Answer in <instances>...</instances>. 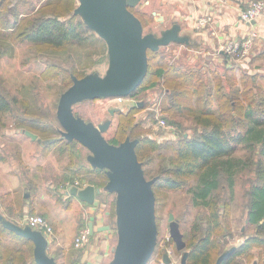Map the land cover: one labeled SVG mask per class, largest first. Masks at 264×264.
<instances>
[{
	"label": "rangeland",
	"instance_id": "rangeland-1",
	"mask_svg": "<svg viewBox=\"0 0 264 264\" xmlns=\"http://www.w3.org/2000/svg\"><path fill=\"white\" fill-rule=\"evenodd\" d=\"M161 1L141 0L138 4L136 12L145 17L147 22L144 27L145 32L153 31L160 34L175 20L182 19L173 14L172 7L166 8V15L163 14L159 10ZM34 2L36 3V0ZM77 4L78 0H68L66 3L74 9ZM153 11L157 14H153ZM67 14L65 13V16ZM159 15H162L163 19L160 20ZM10 20L12 22L13 18ZM7 32L10 31L0 27V90L9 98L17 97L19 102L11 113L0 114V212L6 218L20 224H24L23 219L28 215L45 216L54 229V241L49 245V254L56 256L58 262L69 264L73 255L76 256V252H80V249L86 246L77 247L75 239L89 221L87 215L90 214L88 213L90 205L75 195H67L66 192L73 183L74 177L84 178L85 181H99L102 175L83 169V165L89 167L87 162L89 150L80 142L67 145L55 141L62 137L60 132L55 131L56 128L58 131L61 128L56 111L62 92L72 83L69 79L70 68H76L79 73L83 69L93 68H97L101 74L106 73L108 62L101 61L99 55L104 44L102 40L95 43L90 41L85 46H75L76 51H70L69 48L61 51L65 48L54 47L53 51L58 52L53 55L46 52L52 50L50 47L27 40L19 41L15 39V33ZM201 48L205 49L204 46L197 49ZM205 51L196 52L192 45L177 42L162 46L159 55L152 60L153 64L150 65L145 85L157 78L155 71L165 65L160 61L163 55L167 69L180 66L183 70H201L204 80L213 79V75L217 73L220 78H214L213 83L222 82L227 88L231 83L235 84L234 81L229 82L225 76H222L224 62L220 59L218 49L213 48L211 53ZM249 56L247 60L252 57L251 54ZM232 58L236 64H240L243 60L233 55ZM97 60L100 62L96 65L94 62ZM252 60L250 72L264 74V56L261 54ZM237 75L239 79L242 72H238ZM165 77L158 78L160 84L156 87L140 90L137 94L124 97L121 101L106 97L78 102L74 105V112L96 124L112 119L109 129L105 132L109 140L114 135L120 140L126 136L135 138L136 135L131 134L132 128H139L144 137L155 139L158 143L177 142L176 136L179 139L181 133L188 135L194 132L193 127H197L193 120L196 113L186 110L183 116H173V112L163 109L164 101L166 104L170 103L165 94ZM249 84L253 85V80H250ZM234 88H243V86L238 81ZM249 95L257 97V102L263 100L264 103V97L260 96L257 89ZM138 101H141L142 105L131 110L132 107L137 106ZM187 103L195 107L203 106L204 101L194 97ZM114 107H119L121 110L111 114L110 110ZM159 119H164L170 126L177 128L178 132L174 134L168 127L159 125ZM178 121L182 123L178 124ZM37 125L41 129H46L47 134L43 135L35 131ZM25 130L35 133L37 139L33 140L25 134ZM261 147L259 144L256 148L239 146L235 155L242 157L244 161H249V166L238 172L233 191L230 190L227 180L223 181V187L218 190V195L222 198L221 203L225 202L227 207L222 205L220 208L222 216L219 219L225 235H222V232L215 235L216 258L223 251L232 246H239L248 236L256 233V226L247 221V215L249 191L253 184L264 180V153ZM180 178L184 183L181 188L174 189L161 184L155 187L158 241L156 250L147 264H167L163 260L166 252L171 257L169 264L181 263L184 249H177L170 234V213H174L175 218L180 222L187 242L185 249L188 251L192 243L203 233L199 230L196 232L197 228L201 227V224L206 227V220L213 218L209 208L193 201L190 187L197 183V176ZM98 197L102 205L100 218L105 222L104 225L111 226L110 229L100 230L99 236L100 244L104 240L108 241L109 253L102 261V264H106L113 257L112 248L118 240L116 194L106 192L102 188ZM91 241L92 239L90 243ZM33 246L30 241L17 239L2 231L0 223V255H15L20 260L19 264L26 262L32 264ZM25 258L27 261H23ZM232 264H264V246H253L246 254L237 256Z\"/></svg>",
	"mask_w": 264,
	"mask_h": 264
},
{
	"label": "trees",
	"instance_id": "trees-1",
	"mask_svg": "<svg viewBox=\"0 0 264 264\" xmlns=\"http://www.w3.org/2000/svg\"><path fill=\"white\" fill-rule=\"evenodd\" d=\"M67 1L36 0L35 3L34 0H0V27L15 33V39H19V41L27 40L34 44L45 45L51 49L54 47L65 48L61 51H66L68 48L70 51H76L74 47L77 45L85 46L90 41L95 43L102 40L104 45H102L103 48L99 55L101 61H106L109 65L107 44L94 30L87 26L80 15L75 14L74 8L66 5ZM130 8L140 17L145 27L146 19L136 12L137 6ZM65 13L68 14L65 16ZM11 18H13L12 22ZM10 32L7 33L10 34ZM160 49L157 51L148 50V72L133 95L140 90H149L156 87L160 84L158 78L165 77L169 71V74L165 77V94L170 103L166 104V101H164L163 109L173 112V116H183L186 114V110L195 112L196 115L193 120L196 122L197 127H193L194 132L192 134L181 133L179 139L176 136L177 142L158 143L155 139L144 137L139 128H132L133 132L131 134L134 133L135 138H139L136 151L139 159L143 162L146 176L148 178L157 177L153 184L154 191L159 184L174 189L181 188L184 183L180 177L197 176V183L190 187L193 201L198 205L209 208L212 211L213 218L206 220V227L201 224V227L197 228L196 232L199 230L203 233L191 245L188 264H215L218 258L215 257V249H217L215 235L221 234V232L222 235H225L223 225L219 219L222 216L220 208L222 205L227 207L225 202L221 203L222 198L218 195V190L223 187V181L227 180L230 190L233 191L238 172L247 165L249 166V161H244L242 157L235 155L239 146L256 148L259 144L262 146V152L264 153V103H262L263 100L257 102V97L249 95L257 89L260 96L264 97V74L249 72L245 67H239L238 71L237 67L240 64H236L232 55L225 52L222 76H225L229 82L234 81L235 84L240 81L243 86V88H234L235 84L231 83L227 88L222 82L213 83L214 78H220L217 73L213 75V79L207 78L204 80L201 70H183L180 66L167 69V63L163 55L160 57V61L165 65L158 67L155 71L157 78L152 79L150 83L145 85L149 76L150 65L153 64L152 60L159 55ZM46 52L55 55L58 51L52 49ZM98 62L100 60L95 61L94 64L97 65ZM97 70V68L83 69L79 73L73 67L69 69V79L73 83L72 74L82 77ZM238 72H242L239 79ZM250 80H253V85L249 84ZM194 97H197V100H203V106L194 107L192 104L187 103ZM18 102L17 97L9 98L0 90V114L11 113ZM213 104L215 107H213ZM138 106L140 105L137 103V106L135 105L131 110ZM174 113L176 114L174 115ZM181 123L178 121V124ZM35 127L36 130H34L40 132V134H47L46 129H41L38 125ZM55 131L59 132L57 128ZM177 132L178 129L176 128ZM123 140L115 135L110 139L115 144ZM55 141L64 142L67 145L79 142L77 140L69 141L64 137L57 138ZM163 161L168 163L163 164ZM88 164L89 169L83 165L84 170L100 173L102 177L99 181H85L84 178L79 180L92 183L97 188H103L108 192L105 189L108 181L106 171L92 167L89 162ZM75 181L74 177L73 183ZM100 193L101 190L97 195H100ZM247 216V221L256 226V233L248 236L221 264H232L237 256L246 254L255 245L264 246V180L253 184L249 191ZM0 223L2 231L17 239L33 243L32 240L4 227L1 219ZM53 241L54 238L52 243ZM81 256L82 249H80V252H76V256L73 255L69 264H79ZM19 261L15 255H0V264H19ZM23 261H27V258ZM58 263L62 264V262ZM24 264H27V262ZM32 264H38L35 257L32 259Z\"/></svg>",
	"mask_w": 264,
	"mask_h": 264
},
{
	"label": "water",
	"instance_id": "water-1",
	"mask_svg": "<svg viewBox=\"0 0 264 264\" xmlns=\"http://www.w3.org/2000/svg\"><path fill=\"white\" fill-rule=\"evenodd\" d=\"M141 0H78L75 14L80 15L87 26L94 30L107 44L109 65L105 74L97 71L82 77L72 74L73 83L62 92L56 116L62 137L77 140L89 150L87 161L94 168L104 169L108 176L105 189L116 194V229L118 240L113 247V257L106 264H147L153 256L158 241L156 194L153 184L157 177L148 178L136 146L139 138L127 136L118 144L105 135L112 119L98 124L88 121L74 112V105L88 99L129 97L137 90L149 68L148 50H159L173 42L191 43L189 34L183 33L182 25L175 21L160 34L145 32L142 20L130 7ZM153 14H157L153 11ZM158 18L163 19L162 15ZM138 105H142L138 101ZM119 107L110 110L111 114ZM33 140L37 135L25 130ZM100 188L88 183L84 187L71 185L67 193L80 200L94 204ZM4 227L22 235L34 243V257L38 264H59L49 254L50 241L41 229L20 224L0 213ZM170 234L178 250H183L181 263L188 264L189 251L180 222L174 213L169 215ZM91 235L94 223L89 224ZM110 225L99 230L110 229ZM237 246L222 252L215 264L228 258ZM165 263H171L169 253H164Z\"/></svg>",
	"mask_w": 264,
	"mask_h": 264
},
{
	"label": "crops",
	"instance_id": "crops-1",
	"mask_svg": "<svg viewBox=\"0 0 264 264\" xmlns=\"http://www.w3.org/2000/svg\"><path fill=\"white\" fill-rule=\"evenodd\" d=\"M248 1L250 0H162L159 10L166 15V8L172 7L173 14L182 18L177 21L182 25L183 33L190 35V45L194 47L196 52L200 51L202 53L206 50V53H211L213 48H217L221 55L220 59H223L224 63L225 51L223 48L225 44L230 40L246 35L252 28L257 29L260 37L256 40L255 47L253 46L252 57L247 60L249 56L241 60L240 63L250 72V69H252L251 60L261 54L264 56V17L254 21L249 25L250 27L242 22L239 18L240 8L245 7L244 5ZM209 16L210 20L206 24L199 23L201 18ZM200 46H204L205 49H197ZM241 65L237 67L238 71L239 67L243 68ZM98 198L97 195L94 205H90L88 211L90 214L87 215L89 221L86 223L88 227L91 222L94 223L95 231L91 235V243L89 242L82 248L79 264H102L109 253L107 249L108 241L104 240L101 244L99 241L101 232L98 228L104 226L105 222L100 218L102 205L99 203Z\"/></svg>",
	"mask_w": 264,
	"mask_h": 264
},
{
	"label": "built area",
	"instance_id": "built-area-1",
	"mask_svg": "<svg viewBox=\"0 0 264 264\" xmlns=\"http://www.w3.org/2000/svg\"><path fill=\"white\" fill-rule=\"evenodd\" d=\"M260 17H264V0H250L247 2L245 7L240 8L239 18L248 26L254 23V21L259 19ZM209 20L210 16L203 17L199 20V23L204 25ZM259 37L260 34L258 30L252 28L246 35L227 42L223 50L233 56H237L238 59H246L251 54L253 46ZM116 99L121 101L124 99V97H117ZM158 124L164 127H168L172 132H174V134L176 133V128L174 126H170L164 119H159ZM87 184L88 183H86L85 181L76 179V181L71 185L84 187ZM67 195L70 194L67 193ZM23 223L29 224L34 228L41 229L49 239L50 243L52 242L54 229L45 216L40 214L28 215L23 219ZM90 238V228L86 226L79 231L75 239V245L77 247H84L90 242Z\"/></svg>",
	"mask_w": 264,
	"mask_h": 264
},
{
	"label": "flooded vegetation",
	"instance_id": "flooded-vegetation-1",
	"mask_svg": "<svg viewBox=\"0 0 264 264\" xmlns=\"http://www.w3.org/2000/svg\"><path fill=\"white\" fill-rule=\"evenodd\" d=\"M174 22H175V21H174ZM172 24H173V23H172ZM172 24H171V25H172ZM183 252H184V251H183Z\"/></svg>",
	"mask_w": 264,
	"mask_h": 264
}]
</instances>
